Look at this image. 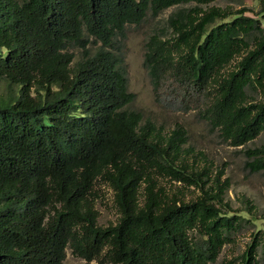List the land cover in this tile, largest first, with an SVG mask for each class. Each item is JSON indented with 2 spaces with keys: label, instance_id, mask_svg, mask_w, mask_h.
Here are the masks:
<instances>
[{
  "label": "trees",
  "instance_id": "trees-1",
  "mask_svg": "<svg viewBox=\"0 0 264 264\" xmlns=\"http://www.w3.org/2000/svg\"><path fill=\"white\" fill-rule=\"evenodd\" d=\"M215 1L0 0V85L12 89L0 95V264H62L66 248L85 264L216 262L244 220L225 202V166L213 170L183 126L165 132L127 109L116 53L148 12L190 4L169 17V39L149 38V75L156 83L173 55L184 84L215 88L211 127L245 146L264 133V0L257 18ZM89 38L100 46L74 61L70 46ZM243 153L250 173L264 171V143ZM101 186L118 214L107 226ZM258 246L255 234L239 264H256Z\"/></svg>",
  "mask_w": 264,
  "mask_h": 264
},
{
  "label": "rangeland",
  "instance_id": "rangeland-1",
  "mask_svg": "<svg viewBox=\"0 0 264 264\" xmlns=\"http://www.w3.org/2000/svg\"><path fill=\"white\" fill-rule=\"evenodd\" d=\"M190 4H180L169 7L153 16L147 13L138 25H129L122 37L116 39L119 56V69L127 78L128 90L134 94L128 110L140 112L144 120H150L157 127L169 132L176 124L183 126L187 132V145L195 151H201L216 167L225 166V178L229 179L230 188L226 193L225 202L232 210L244 217L238 231L228 235L220 254L214 264L235 261L239 264L240 255L257 234L260 246L256 252V264H264V171L250 173L245 166V149H253L264 143V133L242 147H231L225 143L219 131L213 129L208 122L207 110L215 97V88L207 84L205 89H193L182 77L175 57L165 53L166 63L159 67V78L155 83L149 75L146 61V45L153 35L161 39H169L170 29L168 19ZM222 9L238 11L247 9L245 15L256 17L259 9L258 0H217L210 3ZM257 18V17H256ZM100 43L89 38L85 48L79 45L70 46L69 51L74 55V61L83 58L84 54H93ZM169 52V51H168ZM189 85V84H188ZM12 89L5 83L0 85V95H7ZM253 98L260 99V95L250 91ZM207 109V110H206ZM99 195L95 201L98 211L97 223L101 226L115 223L118 218L113 203V194L106 186L97 189ZM189 197L193 193H188ZM252 208H249L248 203ZM252 211L249 213V211ZM253 213V217L251 216ZM62 264H85V261L74 256L69 248L65 250ZM91 264H96L91 262Z\"/></svg>",
  "mask_w": 264,
  "mask_h": 264
}]
</instances>
